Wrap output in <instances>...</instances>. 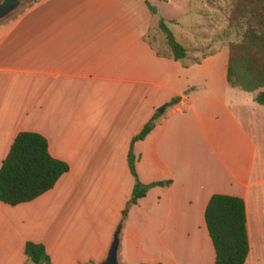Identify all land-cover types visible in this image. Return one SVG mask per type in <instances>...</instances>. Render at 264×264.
Returning a JSON list of instances; mask_svg holds the SVG:
<instances>
[{
	"label": "crops",
	"instance_id": "1",
	"mask_svg": "<svg viewBox=\"0 0 264 264\" xmlns=\"http://www.w3.org/2000/svg\"><path fill=\"white\" fill-rule=\"evenodd\" d=\"M148 1L176 20L185 57L172 58L145 0H38L0 23V164L20 130L42 134L68 164L34 199L0 201V264H27V240L52 264L96 263L118 224L123 264H214L204 220L213 193L244 199L243 264H262L253 204L264 191V103L228 85L206 0ZM160 106L131 150L138 179L162 183L123 216L131 139Z\"/></svg>",
	"mask_w": 264,
	"mask_h": 264
},
{
	"label": "trees",
	"instance_id": "2",
	"mask_svg": "<svg viewBox=\"0 0 264 264\" xmlns=\"http://www.w3.org/2000/svg\"><path fill=\"white\" fill-rule=\"evenodd\" d=\"M36 1L29 0L27 6ZM145 4L150 13L157 16L158 28L164 34L172 58L185 57L186 46L175 38L169 26L176 20L166 21L148 0ZM226 5L227 25L233 32V38L226 41V81L230 87L253 93L255 102L264 103V0H227ZM179 99L180 96L176 95L164 106H171ZM160 115V112L154 111L131 139L128 165L134 183L122 210L123 216L149 187L162 183L145 184L138 179L131 150L132 143L142 139ZM67 170L65 161L49 153L47 139L42 134L20 130L0 164V201L14 205L32 200L50 189ZM204 220L215 251L214 264H243L249 250L244 199L236 195L211 194L204 209ZM24 253L30 264H52L42 243L27 240Z\"/></svg>",
	"mask_w": 264,
	"mask_h": 264
},
{
	"label": "rangeland",
	"instance_id": "3",
	"mask_svg": "<svg viewBox=\"0 0 264 264\" xmlns=\"http://www.w3.org/2000/svg\"><path fill=\"white\" fill-rule=\"evenodd\" d=\"M27 4L23 7L19 8L17 11L12 13L10 16L6 17L5 19L1 20V22L8 20L16 16L20 11H22L27 5L29 0H26ZM227 0H206V4L204 6V10L202 15L206 18V21L211 25L208 31V37L223 39L225 44L226 41L233 38V32L228 28L227 20H226V13H227ZM156 7V6H155ZM158 15V14H157ZM207 29L208 27H204ZM210 33V34H209ZM219 37V38H218ZM158 44V40L156 41ZM242 94H252L250 92L241 91ZM264 175V172H262ZM264 190V187H263ZM254 210V221H253V228L255 229V242L259 246V253L263 255L260 258V262L264 264V217H262L261 213L264 209V191L262 195H260L253 204Z\"/></svg>",
	"mask_w": 264,
	"mask_h": 264
},
{
	"label": "water",
	"instance_id": "4",
	"mask_svg": "<svg viewBox=\"0 0 264 264\" xmlns=\"http://www.w3.org/2000/svg\"><path fill=\"white\" fill-rule=\"evenodd\" d=\"M26 4V0H0V21L10 16ZM163 109L164 106H160L158 108V112H161ZM120 230L121 224H118L113 233V238L106 255L103 259L94 264H123L119 258Z\"/></svg>",
	"mask_w": 264,
	"mask_h": 264
}]
</instances>
